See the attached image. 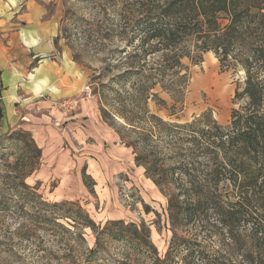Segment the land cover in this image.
<instances>
[{"label":"rangeland","instance_id":"rangeland-1","mask_svg":"<svg viewBox=\"0 0 264 264\" xmlns=\"http://www.w3.org/2000/svg\"><path fill=\"white\" fill-rule=\"evenodd\" d=\"M12 1L0 0V10L23 12L32 2L45 8L46 18L56 23V43L85 72L86 84L72 97L47 93L49 105L43 109L36 101H25L36 92L22 91L17 103L0 98V264H259L256 254L247 255L254 249L251 241L240 252L216 211L187 223L177 208H167L173 187L162 193L134 160L135 148L141 152L147 147L145 109L170 123L191 122L208 112L227 126L244 73L222 70L209 52L201 60L183 61L189 80L175 70L155 78L169 88L158 84L152 91L166 108L155 100L146 104L132 98L135 76L122 78L144 66L139 58L128 57L133 52L127 42L133 0ZM14 23L15 28L24 26ZM6 28L3 22L1 30ZM17 56L22 57L21 50ZM160 57H147L145 66L159 65ZM35 69V64L28 68V77ZM2 82L0 78V97L5 95ZM52 97L56 100L48 102ZM65 102L74 103V109L66 111ZM36 118L55 131L38 137ZM167 140L157 133L148 148L163 151ZM35 146L42 150L41 159ZM237 227L243 237L253 232L252 223Z\"/></svg>","mask_w":264,"mask_h":264},{"label":"trees","instance_id":"trees-1","mask_svg":"<svg viewBox=\"0 0 264 264\" xmlns=\"http://www.w3.org/2000/svg\"><path fill=\"white\" fill-rule=\"evenodd\" d=\"M133 1L127 39L133 52L128 57L139 58L144 66L122 76H135L132 98L138 96L146 104L155 100L166 108L152 91L158 84L164 90L169 88L155 78L175 70L176 76L189 80V68L183 61L201 60L209 52L215 54L222 70L244 73L234 92L227 126L220 125L208 112L191 122L170 123L145 109L142 115L149 125L143 131L147 147L141 152L135 148V163L146 168L162 193L164 187H173L167 196V208H177L187 223L201 220L209 210L216 211L237 249L244 252V242L250 240L254 249L247 255L252 258L256 254L259 264L263 263L264 0ZM157 53H161V63L146 67L147 57ZM143 79L151 84L147 86ZM174 101L182 103L181 99ZM119 115L132 122L126 115ZM157 133L166 134L168 139L163 151L148 148ZM171 144L174 147L165 154ZM35 147L41 159L42 150ZM242 222L253 227L246 239L237 227Z\"/></svg>","mask_w":264,"mask_h":264},{"label":"crops","instance_id":"crops-1","mask_svg":"<svg viewBox=\"0 0 264 264\" xmlns=\"http://www.w3.org/2000/svg\"><path fill=\"white\" fill-rule=\"evenodd\" d=\"M11 2L14 4V1ZM25 7L23 12L0 10V78L3 81L1 92L5 94L0 98L2 101L6 98L9 104L17 103L19 101L17 99L20 98L19 93H23L22 91L32 94L36 92L38 96H32L25 101H29L30 104L36 101L38 108L43 109L49 105L45 100L47 93L52 92L57 95L61 93L57 97L59 99L78 95L85 87L86 75L71 61L69 52L64 49L61 42L56 43L58 38L56 23L46 18L45 8L36 2L27 3ZM14 19L19 25L24 24V26L13 27L18 25L14 23ZM3 22L7 27L5 31L1 30ZM3 32L6 34L3 35ZM58 49L62 51L58 53L57 58L46 59L51 55L55 56ZM19 50L22 53L21 58L17 56ZM32 64H35L36 69L29 77L35 78V82L29 79V74L27 75V70ZM52 100H56V97H52L48 102ZM27 104L22 105L24 107ZM36 119L37 121L33 122L37 124L38 137L43 138L39 135L55 131L51 126L48 128L43 126L46 120ZM74 124L71 122L69 127H73Z\"/></svg>","mask_w":264,"mask_h":264},{"label":"built area","instance_id":"built-area-1","mask_svg":"<svg viewBox=\"0 0 264 264\" xmlns=\"http://www.w3.org/2000/svg\"><path fill=\"white\" fill-rule=\"evenodd\" d=\"M64 109L68 112L72 111L75 107V104L72 102H65L63 105Z\"/></svg>","mask_w":264,"mask_h":264}]
</instances>
